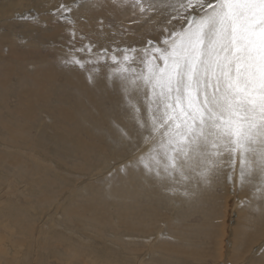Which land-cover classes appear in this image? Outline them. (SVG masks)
I'll return each mask as SVG.
<instances>
[{
  "label": "rangeland",
  "instance_id": "rangeland-1",
  "mask_svg": "<svg viewBox=\"0 0 264 264\" xmlns=\"http://www.w3.org/2000/svg\"><path fill=\"white\" fill-rule=\"evenodd\" d=\"M8 2L17 6L0 14V264H264L258 176L242 191L226 178L225 156L209 183L172 193L142 171H120L131 149L117 125L134 127L120 92L106 68L90 82L92 65L65 63L72 27L99 45L156 38L155 24L136 22L135 0L0 7ZM62 3L73 25L50 14Z\"/></svg>",
  "mask_w": 264,
  "mask_h": 264
},
{
  "label": "snow or ice",
  "instance_id": "snow-or-ice-1",
  "mask_svg": "<svg viewBox=\"0 0 264 264\" xmlns=\"http://www.w3.org/2000/svg\"><path fill=\"white\" fill-rule=\"evenodd\" d=\"M133 7L137 23L157 26L156 38L99 45L72 27L65 60L92 65L90 82L106 68L120 92L134 124L117 125L131 149L120 171H142L175 193L176 185L209 183L227 156L228 182L243 191L258 176L251 195L264 200V0H135ZM72 12L62 3L50 14L73 25ZM98 23L102 29L103 18Z\"/></svg>",
  "mask_w": 264,
  "mask_h": 264
},
{
  "label": "bare ground",
  "instance_id": "bare-ground-1",
  "mask_svg": "<svg viewBox=\"0 0 264 264\" xmlns=\"http://www.w3.org/2000/svg\"><path fill=\"white\" fill-rule=\"evenodd\" d=\"M4 1V0H3ZM42 5H43V2H42ZM17 5L16 4H13V2L11 3V2H8L7 3V5H6V3L5 4H1V7H0V14H4V13H8V9H11L12 7H16ZM1 8H3V9H1ZM12 10V9H11ZM14 11V10H13ZM11 14V13H10ZM6 16V15H5ZM4 19V18H3ZM7 65H8V63H7ZM11 67V66H10ZM11 68H9V70H10ZM11 72V71H10ZM41 72H42V69H41ZM1 75V74H0ZM43 76V75H42ZM40 77V76H39ZM45 78V77H44ZM47 79V78H46ZM37 80V79H36ZM44 83H45V81H44ZM39 84V83H38ZM40 85H42V83H40ZM47 85V84H46ZM49 87V86H48ZM49 90V89H48ZM5 92V91H4ZM49 93V92H48ZM62 110V109H61ZM64 110V109H63ZM27 113L29 114V116H30V114L31 115H33L30 111H27ZM60 113V112H59ZM68 113V112H67ZM75 113V112H74ZM61 114V113H60ZM59 114V115H60ZM62 115V114H61ZM65 114H63L62 116H64ZM68 115V114H67ZM80 114L78 113V116H79ZM57 117H59V116H57ZM68 117V116H67ZM60 118V117H59ZM63 120H65V119H63ZM60 121V120H59ZM6 158V157H5ZM4 158V159H5ZM1 162H2V160H0ZM3 165H5L4 163H2ZM41 165H42V163H41ZM42 176V175H41ZM41 178V177H40ZM42 181V180H41ZM49 192V191H48ZM51 195V194H50ZM139 208H137L136 210H138ZM140 210V209H139ZM150 211H151V209H150ZM138 212V211H137ZM54 216V215H53ZM106 220V219H105ZM106 222V221H105ZM127 223V222H126ZM134 223V222H133ZM130 224V223H129ZM128 224V225H129ZM186 225V224H185ZM180 228V227H179ZM235 228V227H234ZM133 230V229H132ZM135 230H136V228H135ZM188 230V229H187ZM240 233V232H239ZM202 235H204V234H202ZM157 242V241H156ZM159 242V241H158ZM206 242V241H205ZM171 244V243H170ZM52 245V244H51ZM154 245V244H153ZM2 246V245H1ZM172 246V245H171ZM63 247V246H62ZM172 248H174L175 249V247H172ZM166 249H170V246L166 243ZM197 251V250H196ZM74 254H75V251H74ZM74 256V255H73ZM76 256V255H75ZM72 258H74V257H72ZM65 260V259H64ZM68 260H69V258H68ZM252 260V259H251ZM259 260V259H258ZM118 261V260H117ZM116 261V262H117ZM65 263H67V261H65ZM120 263V262H119ZM115 264H118V263H115ZM122 264V263H121Z\"/></svg>",
  "mask_w": 264,
  "mask_h": 264
},
{
  "label": "crops",
  "instance_id": "crops-1",
  "mask_svg": "<svg viewBox=\"0 0 264 264\" xmlns=\"http://www.w3.org/2000/svg\"><path fill=\"white\" fill-rule=\"evenodd\" d=\"M170 219H172L171 218V216L169 217ZM157 232H154L153 234L155 235ZM156 236V235H155ZM159 236H161V234H159L158 236H156L157 237V241L160 239V237Z\"/></svg>",
  "mask_w": 264,
  "mask_h": 264
}]
</instances>
